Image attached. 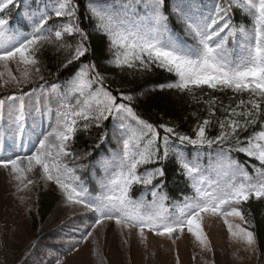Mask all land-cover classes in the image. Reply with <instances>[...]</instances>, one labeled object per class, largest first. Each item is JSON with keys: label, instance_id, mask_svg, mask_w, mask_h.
<instances>
[{"label": "snow or ice", "instance_id": "6c2138e0", "mask_svg": "<svg viewBox=\"0 0 264 264\" xmlns=\"http://www.w3.org/2000/svg\"><path fill=\"white\" fill-rule=\"evenodd\" d=\"M233 2L252 17L251 28H237L231 24L228 12L232 4L222 7L214 3L209 7L201 0L195 12L191 4L177 5L174 9L177 21L194 41L191 46L172 33L169 15L165 14L166 0H121L120 3L90 0L87 6L95 29L109 38L116 67L138 68L144 72L157 68L174 74L176 79L166 87L194 99L196 91L205 87L248 93L250 98L239 100L235 107L221 104L225 115L217 120L218 135L210 137L207 134L212 125L211 117L216 116L215 98L206 101L209 118L196 126L194 137L165 124L159 125L164 133L161 136L157 126L142 119L134 110L132 95L114 94L105 86V77L96 70L94 63L81 64L67 82V91L59 93L60 111L55 126H50L47 133L37 134L30 154L0 157V167L10 169L13 179L22 184L23 189L35 183L28 174L39 169L42 180L57 185L67 206H80L94 213L95 222L92 230L83 236L84 242L92 237L96 227L114 220L121 229H138L141 240L147 239V229L175 242L187 229L210 251L202 222L206 215H211L223 217L229 234L252 248L256 244L255 234L240 224L230 223L229 217L248 223L239 206L251 198H264V122L260 123L261 130L244 139L240 136L262 117L264 0ZM9 6H14V0H0V13L6 12ZM78 7L74 0H56L51 8L45 5L44 10L32 18L31 32L27 35L22 30H13L9 20L0 16V66L5 69L0 71V87L21 86L36 78L44 80L38 54L46 45L54 44L58 51L69 50L65 68L86 57L88 33L80 26ZM53 16L66 22L50 25ZM77 35L79 40L74 47L65 40V37ZM12 63L17 65L19 76L9 67ZM51 87L57 91L56 85ZM164 87L161 85V89ZM8 99L16 101L18 98L13 95ZM5 104L6 101L0 99V120L4 119ZM9 114L16 133L23 136L30 114L25 101L20 99L18 106H10ZM109 120L120 132L119 151L114 156L116 170L101 182V191L93 196L84 187L76 169L69 168L64 160L69 156L80 159L69 148L80 130L81 121L83 129L87 130L93 126L103 128ZM13 138L15 140V134ZM106 138L105 131L100 143ZM99 146L98 143L96 147ZM188 146L197 150L195 157L185 155L184 149ZM213 146L217 148L215 162L204 168L199 162V150ZM233 153H243L259 162V167L251 165L255 176L249 173L245 163L233 157ZM90 155L91 152L84 154L85 157ZM170 160L191 180L193 189V195L185 197L176 211L169 210L168 197L160 192ZM150 165L155 166L147 167ZM141 168L144 171H140ZM134 185H141L145 190L150 188L152 200L133 199L130 193ZM56 264L62 261L57 260Z\"/></svg>", "mask_w": 264, "mask_h": 264}, {"label": "rangeland", "instance_id": "374dc122", "mask_svg": "<svg viewBox=\"0 0 264 264\" xmlns=\"http://www.w3.org/2000/svg\"><path fill=\"white\" fill-rule=\"evenodd\" d=\"M69 38L74 37H65L67 43ZM45 50L56 53L66 51H58L54 44L46 45L38 54L40 61ZM9 67L14 75H20L15 63ZM0 71L5 69L0 66ZM36 80L39 79L21 86L9 84L0 87V99L6 101L4 119L0 120V157L13 156V153L30 154L34 150L37 134L47 133L51 130L50 126L56 124L60 99L37 86L31 90L30 86ZM243 94L250 98L248 93ZM13 95L18 98L16 101L8 99ZM20 99L25 101L30 110L26 120L27 130L23 136L16 133L9 114L10 106H18ZM33 128L34 132L31 131ZM74 156L80 159L69 156L64 163L69 168L83 167L86 162L84 156ZM28 178L35 183L23 189V185L13 179L10 169L0 167V264H8L19 254L23 257L20 264H56L57 260H61L62 264H264V260L259 262L256 244L249 248L241 239L231 236L220 216L206 215L202 222L210 251L187 229L175 242L148 232L147 229V239L141 240L138 229H121L114 220L105 221L96 227L92 237L84 242L82 238L92 230L95 214L80 206H67L57 185L42 180L39 169L29 173ZM49 190L55 193L60 202L53 215L44 221L39 215L40 194ZM229 222L252 231V226L239 218L229 217Z\"/></svg>", "mask_w": 264, "mask_h": 264}, {"label": "trees", "instance_id": "16d2710c", "mask_svg": "<svg viewBox=\"0 0 264 264\" xmlns=\"http://www.w3.org/2000/svg\"><path fill=\"white\" fill-rule=\"evenodd\" d=\"M90 0H74V3L79 5L77 16L79 18L80 26L88 33V40L86 41L89 47V52L86 57L81 58L79 61H75L72 65L64 67L66 59L69 58L70 52L66 50L52 52L45 50L44 57L41 60V75L44 80H36L30 86L32 87L41 86L48 87L55 94L63 93L67 91V82L79 69L81 64L94 63L96 70L105 77V86L111 90L114 94L123 92L124 94L132 95L133 102L132 107L137 114L144 120L157 126L161 136L164 135L163 129H159L160 124H165L170 127H174L177 131L193 136L195 135L194 129L196 126L203 121L205 118H209L208 112V101L211 98H215L217 103L215 106L216 116L211 117L212 125L208 130L210 137H215L219 134V126L217 123L218 119H222L225 113L221 110V104L223 106L231 105L233 107L239 103V100L243 99L247 101L249 98L245 94H236L231 90L217 91L207 89L196 91V98L189 96L184 93L176 92L175 90H169L166 85L174 82L176 79L174 74L168 73L164 70L153 68L152 71L144 72L138 68H119L116 67L113 62V52L110 51L109 38L95 29V21L90 18L88 11V3ZM120 3L121 0H116ZM18 3L20 6L16 12L11 11L4 12L3 17L9 20V24L12 28H20L22 26L21 12L27 8L28 5L31 7L27 9V12L33 13L32 16L39 15L40 11L44 10V6L47 5L49 8L53 7L56 3L54 0H14V5ZM204 4L212 7L213 4H220L222 7H227L232 4L228 12V16L231 20V24L237 28L245 27L249 28L252 26V17L249 16L241 7L235 5L233 0H203ZM190 4L188 0H166L165 14L169 15L170 28L172 33L175 34L181 41L191 46L194 41L184 31L183 25L177 21L174 9L177 5ZM192 5V11L194 8H200L201 0H195ZM12 6H9V9ZM205 12L206 9H203ZM194 12V11H193ZM66 20L63 18H56L49 22L50 25H60L65 23ZM68 39H66L67 41ZM79 36L69 38L70 44L75 46ZM52 85H56L57 91L52 89ZM161 85L165 87L161 89ZM74 102V101H73ZM250 107V105H249ZM261 121L254 126L249 127L247 132L240 133L241 139L250 136L253 132L259 131L260 123L264 122V102L261 105ZM81 127L77 132L73 142H71L70 152L73 154L83 155L87 152H91L92 155L84 158H88L86 170L95 172V164H102L105 160L114 159L115 154L119 151L118 137L117 135L115 142L113 143L112 130L114 127L113 121L109 120L104 123L103 128H96L95 126L84 130L82 127L83 122H80ZM107 132V138L100 143V136L102 133ZM99 143V147L96 145ZM185 155H189L190 158L195 157L197 150L188 146L184 149ZM217 151L216 146L213 148H203L199 150L200 164L202 167L209 160V154H215ZM206 154V155H205ZM109 157V158H107ZM233 157L240 160L241 163H245L248 171L251 175L255 176L251 165L259 167V162L254 159H249L243 153H233ZM91 161H93L91 163ZM91 163V164H90ZM150 165L147 167H153ZM140 171H144L143 168ZM89 172V173H90ZM167 177L164 180L163 187L160 192L165 194L168 199L166 204L170 211H176L178 206L182 205L185 197L193 195V189L191 187V180L184 176L179 168L174 165L171 160L166 164ZM130 195L133 199L143 198L147 201L152 200L151 190H145L141 185H137L131 190ZM60 199L55 196L52 191L41 192L40 194V206L39 215L41 220L49 219L57 208ZM241 210L244 212L246 220L252 226V231L255 234L257 254L259 262L264 260V200H257L251 198L247 203L241 206ZM35 231V228H33ZM21 253V252H20ZM19 254V253H18ZM20 255V254H19ZM15 255L8 264H20L22 261L21 255Z\"/></svg>", "mask_w": 264, "mask_h": 264}]
</instances>
